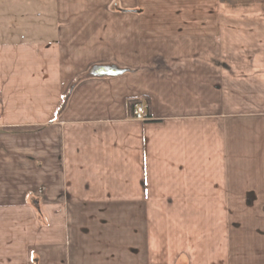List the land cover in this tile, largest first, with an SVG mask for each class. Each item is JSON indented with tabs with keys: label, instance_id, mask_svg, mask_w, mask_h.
<instances>
[{
	"label": "crops",
	"instance_id": "1",
	"mask_svg": "<svg viewBox=\"0 0 264 264\" xmlns=\"http://www.w3.org/2000/svg\"><path fill=\"white\" fill-rule=\"evenodd\" d=\"M51 4L0 11V264H264V0Z\"/></svg>",
	"mask_w": 264,
	"mask_h": 264
},
{
	"label": "rangeland",
	"instance_id": "2",
	"mask_svg": "<svg viewBox=\"0 0 264 264\" xmlns=\"http://www.w3.org/2000/svg\"><path fill=\"white\" fill-rule=\"evenodd\" d=\"M51 1L52 0H0V11L4 9L7 10L6 7H8L9 12H13V16H11L13 19L18 18V15H15L16 12L25 13L23 15H26L27 18L30 19L34 17L31 12L41 11V21L44 23L46 20L50 19L49 12L51 10L49 9L52 6ZM0 18L2 17L0 16ZM140 102L143 103V101H139L138 103Z\"/></svg>",
	"mask_w": 264,
	"mask_h": 264
},
{
	"label": "built area",
	"instance_id": "3",
	"mask_svg": "<svg viewBox=\"0 0 264 264\" xmlns=\"http://www.w3.org/2000/svg\"><path fill=\"white\" fill-rule=\"evenodd\" d=\"M145 105L140 102V103H136L133 107V115L132 117L135 119V120H138V121H141V122H144V121H147L149 119L148 115L146 114V111H145Z\"/></svg>",
	"mask_w": 264,
	"mask_h": 264
},
{
	"label": "trees",
	"instance_id": "4",
	"mask_svg": "<svg viewBox=\"0 0 264 264\" xmlns=\"http://www.w3.org/2000/svg\"><path fill=\"white\" fill-rule=\"evenodd\" d=\"M95 71H97V69L92 68L91 70H89V72H87V74L83 78H88V77L94 76L95 75ZM138 102H139V100L127 101V104H126L127 109L126 110L128 111L129 116L132 117V115H133V110L132 109H133L134 105L136 103H138ZM145 102H146L147 115H149V109H148V108H150L149 107V103H148L147 100H145Z\"/></svg>",
	"mask_w": 264,
	"mask_h": 264
}]
</instances>
